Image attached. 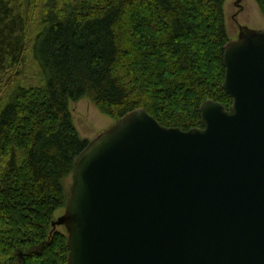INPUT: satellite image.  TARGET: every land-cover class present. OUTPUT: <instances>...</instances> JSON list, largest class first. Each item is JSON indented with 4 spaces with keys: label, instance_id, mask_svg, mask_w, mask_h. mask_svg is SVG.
I'll return each mask as SVG.
<instances>
[{
    "label": "trees",
    "instance_id": "obj_1",
    "mask_svg": "<svg viewBox=\"0 0 264 264\" xmlns=\"http://www.w3.org/2000/svg\"><path fill=\"white\" fill-rule=\"evenodd\" d=\"M36 2L30 41L24 0H0V264L68 263L52 222L89 143L71 102L88 96L115 121L144 108L182 130L203 127L205 101L232 105L226 0H28L26 10Z\"/></svg>",
    "mask_w": 264,
    "mask_h": 264
},
{
    "label": "water",
    "instance_id": "obj_2",
    "mask_svg": "<svg viewBox=\"0 0 264 264\" xmlns=\"http://www.w3.org/2000/svg\"><path fill=\"white\" fill-rule=\"evenodd\" d=\"M227 108L203 127L135 109L77 157L64 209L67 264H264V29L224 51Z\"/></svg>",
    "mask_w": 264,
    "mask_h": 264
},
{
    "label": "rangeland",
    "instance_id": "obj_3",
    "mask_svg": "<svg viewBox=\"0 0 264 264\" xmlns=\"http://www.w3.org/2000/svg\"><path fill=\"white\" fill-rule=\"evenodd\" d=\"M68 1L70 4L72 3V0ZM24 2L25 12L27 16L30 17L29 40L31 41L39 27L38 13L41 8L38 10L36 6L39 3L36 2L35 5L32 7L29 6L26 10L28 0H24ZM43 3L44 2H42V6ZM224 12L230 41L238 39L239 25H246L252 29H264V14L261 12L255 0H226ZM10 82L11 81L8 80L7 83H5L2 92L8 90ZM70 109L80 135L89 141L95 139L100 133L109 129L115 123V120L103 114L88 96L83 97L77 102H71ZM71 184L72 174L69 175L64 182L68 194L70 193ZM64 213V207L59 209L55 213L54 220H57ZM56 229L68 236L67 230L63 225L57 226Z\"/></svg>",
    "mask_w": 264,
    "mask_h": 264
}]
</instances>
